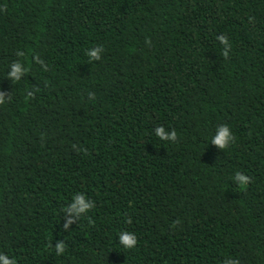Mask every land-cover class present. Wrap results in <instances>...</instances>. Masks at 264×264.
<instances>
[{
    "label": "trees",
    "instance_id": "16d2710c",
    "mask_svg": "<svg viewBox=\"0 0 264 264\" xmlns=\"http://www.w3.org/2000/svg\"><path fill=\"white\" fill-rule=\"evenodd\" d=\"M0 96L15 264H264V0H0ZM77 193L94 207L65 229Z\"/></svg>",
    "mask_w": 264,
    "mask_h": 264
},
{
    "label": "clouds",
    "instance_id": "9594fccd",
    "mask_svg": "<svg viewBox=\"0 0 264 264\" xmlns=\"http://www.w3.org/2000/svg\"><path fill=\"white\" fill-rule=\"evenodd\" d=\"M219 43L223 46V55L227 57L228 50L231 48V45L228 39L225 36L217 37ZM104 49L102 46L95 47L93 49H89L87 51V56L90 61L92 60H100L101 54ZM24 55L23 52H17L18 57H22ZM37 63H40L43 67V62L37 59ZM11 71L8 73L7 78L16 82L19 81L20 77L27 73L28 68L21 62L17 61L13 63L11 66ZM3 102L2 96H0V103ZM155 136L162 141L174 142L177 138V134L175 131L169 132L165 127L160 126L155 128ZM235 140V137L230 129V127L226 124H221L215 130V134L211 139V144L215 145L219 149H225ZM247 177L245 175L237 172L233 177L234 183L242 190L247 183ZM94 207L93 202L87 198L83 193H77L72 196L70 203L65 209V214H68L72 217L69 219L64 227L65 229L73 222V219L81 218L82 216L87 215L91 209ZM130 222V221H129ZM118 244L125 249H131L137 244V236L133 232L122 231L118 234ZM55 250L57 254H62L65 251V245L63 242L58 243L55 246ZM0 264H15V261L10 259L9 256L0 253ZM226 264H234L233 261H226Z\"/></svg>",
    "mask_w": 264,
    "mask_h": 264
}]
</instances>
